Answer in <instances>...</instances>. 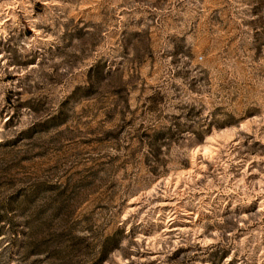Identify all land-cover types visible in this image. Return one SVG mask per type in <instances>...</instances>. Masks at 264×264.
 <instances>
[{"label": "rangeland", "instance_id": "rangeland-1", "mask_svg": "<svg viewBox=\"0 0 264 264\" xmlns=\"http://www.w3.org/2000/svg\"><path fill=\"white\" fill-rule=\"evenodd\" d=\"M0 264H264V0H0Z\"/></svg>", "mask_w": 264, "mask_h": 264}]
</instances>
